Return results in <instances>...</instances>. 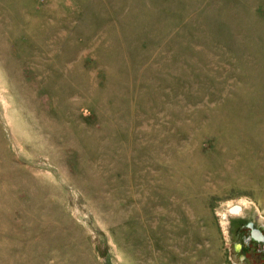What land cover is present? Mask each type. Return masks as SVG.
I'll list each match as a JSON object with an SVG mask.
<instances>
[{"label":"rangeland","instance_id":"rangeland-1","mask_svg":"<svg viewBox=\"0 0 264 264\" xmlns=\"http://www.w3.org/2000/svg\"><path fill=\"white\" fill-rule=\"evenodd\" d=\"M249 222L264 0H0V264H264Z\"/></svg>","mask_w":264,"mask_h":264},{"label":"water","instance_id":"water-1","mask_svg":"<svg viewBox=\"0 0 264 264\" xmlns=\"http://www.w3.org/2000/svg\"><path fill=\"white\" fill-rule=\"evenodd\" d=\"M236 210H239V207L236 208ZM247 227L251 229L252 233V239L263 242L264 241V233L262 232L261 228L257 227L254 222H249L247 224ZM242 248V245H237L236 250L239 251ZM242 260H244V256H241Z\"/></svg>","mask_w":264,"mask_h":264},{"label":"bare ground","instance_id":"bare-ground-1","mask_svg":"<svg viewBox=\"0 0 264 264\" xmlns=\"http://www.w3.org/2000/svg\"><path fill=\"white\" fill-rule=\"evenodd\" d=\"M43 122H45L48 126H49V122H50V120H49V117H43ZM54 127L56 126V124L54 125V124H52ZM244 207H246V206H243V205H241V207L239 208V210L237 211L236 210V208H238V207H236V208H234L233 206H231V207H229V209L227 210V212H226V216H225V218L227 219L226 220V222L225 223H227V222H230L229 221V219H230V217H235V216H238V215H241L242 213H243V211H245V208ZM228 225H231V223H228ZM230 227V226H229Z\"/></svg>","mask_w":264,"mask_h":264},{"label":"flooded vegetation","instance_id":"flooded-vegetation-1","mask_svg":"<svg viewBox=\"0 0 264 264\" xmlns=\"http://www.w3.org/2000/svg\"><path fill=\"white\" fill-rule=\"evenodd\" d=\"M247 224H248V223H247ZM246 227H247V225H246ZM247 228H248V227H247ZM249 229H250V228H249ZM251 233H252V231H251V229H250L249 237H246V240L243 241V244H242V245H244V246H248V245L251 244L252 241H254V239H252ZM244 257H245V256H244Z\"/></svg>","mask_w":264,"mask_h":264}]
</instances>
